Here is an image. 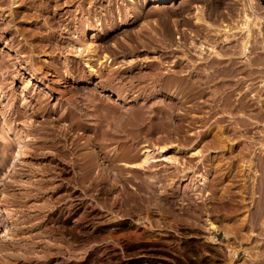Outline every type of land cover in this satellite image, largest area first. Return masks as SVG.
Returning <instances> with one entry per match:
<instances>
[{
  "label": "rangeland",
  "instance_id": "rangeland-1",
  "mask_svg": "<svg viewBox=\"0 0 264 264\" xmlns=\"http://www.w3.org/2000/svg\"><path fill=\"white\" fill-rule=\"evenodd\" d=\"M19 1L12 7L13 0H0V31L18 13L10 23L13 33L21 27L34 34L32 44L43 41L42 51L33 53L41 70L20 68L0 81V139L10 128L11 141L17 136L23 140L29 128L28 137L37 131V140L57 136L60 141L58 150L48 143L43 155L29 159L36 172L30 174L31 181L16 177L18 193L28 187L34 193L42 178H51L44 194L22 205L0 200V264H264V0H168L155 7L151 0H134L137 14L122 18L128 24L119 26L106 13L104 29L96 31L86 28L87 12L81 9L91 13L111 3L123 6V0ZM124 4L132 10L131 1ZM224 24L234 30L230 36L223 33ZM245 36L248 53L243 51ZM9 38L0 39L1 55L17 48L8 44ZM72 40L77 46L69 48ZM199 42L206 44L201 59L195 55ZM214 57L222 63L208 69ZM258 57L263 59L259 62ZM211 91L217 96L212 98ZM226 93L229 98H224ZM33 98L47 112L35 115ZM17 107L27 110L26 117L15 119L12 110ZM76 117L89 131L68 129ZM74 139L81 144L73 147ZM144 145L152 155L134 168L130 163L143 158ZM160 146L164 151L158 152ZM67 148L76 150L62 153ZM92 149L97 155L90 160ZM161 153L171 157L164 159ZM81 162L96 164L91 165L93 179L84 177ZM204 167L210 173L206 189H191L194 171ZM184 170L188 178L182 181ZM3 218L11 222L9 231ZM7 233L13 239L4 240ZM229 250L236 252L232 261Z\"/></svg>",
  "mask_w": 264,
  "mask_h": 264
},
{
  "label": "bare ground",
  "instance_id": "bare-ground-1",
  "mask_svg": "<svg viewBox=\"0 0 264 264\" xmlns=\"http://www.w3.org/2000/svg\"><path fill=\"white\" fill-rule=\"evenodd\" d=\"M110 1V0H109ZM124 1L125 2H127V1H131V6L133 7L132 8V10L131 9H129V6H128V8H126V4H124ZM168 0H151V5L152 6H157V5H159V4H162V3H165V2H167ZM18 2H20L19 0H18ZM18 2H17V0H13V6L12 7H18ZM37 2V1H36ZM121 2H123V6H120V5H117V6H111V4L109 5V7H108V9H104L103 7H97L95 10L93 9V12H91L90 13V11H86L84 8L83 9H81V11H84V13H86L87 14V17H85V22L87 23L86 24V28H88L89 29V31H96V30H101V29H104V27H103V25H106V13H107V15H109V17H116L117 18V21H118V25L119 26H122V25H125V24H128L129 23V21L128 20H130V19H133L134 18V16L137 14V12L135 11V2H134V0H123V1H121ZM21 3V2H20ZM114 3V2H113ZM137 4V3H136ZM122 5V4H121ZM125 5V6H124ZM10 6V5H9ZM20 6V5H19ZM99 6H101V5H99ZM131 8V7H130ZM16 9V8H15ZM19 10V9H18ZM92 10V9H91ZM137 10V9H136ZM138 11V10H137ZM12 12H14V11H12ZM19 12V11H18ZM21 12V11H20ZM139 12V11H138ZM88 13H89V15H88ZM18 13H16V14H14V16H13V18L10 20H8V22L6 23V25H7V27L6 28H4L2 31H0V39H3V37L4 36H6V35H10V40H8L9 42H8V44H12L11 45V47L13 46V44L14 45H17V48L15 49V48H11V49H14V51L12 50L9 54H6V55H1L0 54V81L1 82H4L6 79H8V78H12L11 77V75L14 73L15 75L17 74V72H16V70H20V68H24L25 70H29V71H40L41 70V67L40 66H37L36 65V57L34 58V55H33V53H39L40 51H42L41 49H42V47H44V44H43V41H40V39L38 40L39 42L35 45V44H32L31 42H32V39H30V37H32L34 34H32V35H30V33H27V31H25L23 28H19V29H17V26H16V30L14 29V33H16L18 36H21V38L19 39V38H17V36H15V34L13 33V26L11 25V24H13V22L16 20V19H18L19 17H18V15H17ZM22 14V13H21ZM13 15V14H12ZM23 15V14H22ZM140 15V14H139ZM197 15V14H196ZM124 16H125V18H127L128 20H126V21H122V18H124ZM11 17V16H10ZM18 17V18H17ZM113 17V18H114ZM138 17V16H137ZM92 18H96V21H95V23H93V24H91L92 22L91 21H94V20H92ZM112 18V19H113ZM24 19V18H23ZM104 21V23L102 22V20ZM246 19L247 20H249V18H247V16L245 17V21H246ZM99 20H101V21H99ZM115 20V19H114ZM196 20H200L199 19V16L198 17H196ZM201 21V20H200ZM196 22V21H195ZM243 22H244V20H243ZM11 23V24H10ZM16 23H18V21L17 22H15V25H16ZM245 23V22H244ZM10 24V25H9ZM228 24V23H227ZM240 24V23H239ZM245 24H247V23H245ZM223 25V24H222ZM232 25V24H231ZM248 25V24H247ZM1 26V25H0ZM84 26V25H83ZM221 26V25H220ZM244 26V25H243ZM81 27V26H80ZM239 27V26H238ZM110 28H111V25H110ZM215 28V27H214ZM217 28H219V27H217ZM237 28V27H236ZM241 28V27H240ZM243 28V27H242ZM246 28V27H245ZM213 29V28H212ZM221 29V28H220ZM239 29V28H238ZM237 29V30H238ZM248 29V32H249V27L247 28ZM251 29V28H250ZM222 30H223V33L225 32V34H229V32L231 33V30H233V29H231L230 30V28L227 26V25H225L224 24V27L222 28ZM230 30V31H229ZM242 30V29H241ZM244 30V29H243ZM234 31V30H233ZM248 32L247 33H245V34H248ZM101 33V32H100ZM218 33H219V31H218ZM14 34V36H12ZM217 34V33H216ZM219 35V34H218ZM225 35L223 38V40H224V42H225V40H226V42H227V38H228V36H230V35ZM251 35V34H250ZM105 36V35H104ZM104 36L103 37H101L100 38V40H102V41H104L105 40V38H104ZM235 36V35H234ZM248 36H249V34H248ZM247 36V37H248ZM252 36V35H251ZM250 36V37H251ZM211 37V36H210ZM209 36H208V38H210ZM215 37V36H214ZM33 38V37H32ZM56 38V37H55ZM230 38H232V37H230ZM245 38H246V36H245ZM245 38H243L244 40H246L245 42L242 40V42H244L243 43V48H244V50L243 49H241V50H243L244 52H246L247 51V53H248V46H247V43L249 44V42H247V38L245 39ZM60 39V38H59ZM212 39V38H211ZM53 40V39H52ZM208 40V39H207ZM215 40H217V39H215ZM35 41V40H34ZM49 41V40H48ZM69 41V40H68ZM209 41V40H208ZM207 41V42H208ZM228 41H229V39H228ZM231 41H232V39H231ZM252 41V40H251ZM56 42V41H55ZM58 42V41H57ZM212 42H213V40H212ZM221 42V41H220ZM219 42V43H220ZM242 42H241V44H242ZM51 43V42H50ZM83 43H85V42H83ZM115 43V42H114ZM193 43V42H192ZM217 43V42H216ZM229 43V42H228ZM51 44H53V43H51ZM193 44H195V43H193ZM231 44V43H230ZM239 44V43H238ZM237 44V45H238ZM56 45V44H55ZM85 45V44H84ZM115 45V44H114ZM113 45V46H114ZM217 45V44H216ZM221 45H222V43H221ZM264 45V44H263ZM30 46H32V47H30ZM67 46H69V48H73L74 46H75V43L73 42V40L72 41H70L69 43H67ZM77 46V45H76ZM75 46V47H76ZM205 46H206V44L205 45H203L201 42H199L197 45H195V47H196V54L195 55H197V57L199 58V59H201L202 58V56H201V54H202V51L205 49ZM223 46H225L224 44H223ZM251 46V45H250ZM16 47V46H15ZM66 47V46H65ZM82 47V46H81ZM115 47V46H114ZM211 47H213V46H211ZM53 48V47H52ZM59 48V47H58ZM78 48V47H77ZM88 48V47H87ZM190 48H192V47H190ZM214 48V47H213ZM250 48V47H249ZM57 49V48H56ZM67 49V48H66ZM82 49H84V47L82 48ZM211 50H212V48H210ZM230 49V48H229ZM206 50V49H205ZM234 50H236V49H234ZM73 51V50H72ZM71 51V52H72ZM74 51H75V49H74ZM213 51V50H212ZM233 51V50H232ZM242 51V52H243ZM70 52V51H69ZM205 51H203V53H204ZM207 52V51H206ZM224 52V51H223ZM222 52V53H223ZM236 52V51H235ZM239 52H240V49H239ZM214 53L217 55V56H219V52H217V50H215L214 51ZM259 53V52H258ZM212 54V53H211ZM231 54V53H230ZM233 54H235V53H233ZM247 56L249 55V54H246ZM215 56V55H214ZM222 56V55H221ZM194 57V56H193ZM223 58H224V56H222ZM230 57V56H229ZM248 57H250V56H248ZM254 57V56H253ZM260 57V56H259ZM259 57H258V59L257 60H259ZM109 58V57H108ZM195 58H196V56H195ZM215 58V59H214ZM212 60H213V64L212 65H210L209 64V68L208 67H206V68H208V69H210V68H212V66L214 65H216L218 62L220 63L221 61H218L217 59L218 58H216V57H214ZM232 58V57H231ZM246 58V57H245ZM55 59V58H54ZM158 59V58H157ZM190 58H188V60H189ZM249 59V58H248ZM247 59V61H249ZM262 59H263V57H262ZM262 59H260V60H262ZM57 60V59H56ZM129 60V59H128ZM132 60V59H131ZM185 60V59H184ZM204 60H206V59H204ZM212 60H210V61H212ZM220 60V59H219ZM226 60V59H225ZM260 60H259V62H260ZM110 61H112V60H110ZM130 61V60H129ZM133 61V60H132ZM197 61V60H196ZM234 61H236L235 59H234ZM160 62V61H159ZM188 62V61H187ZM202 62V61H201ZM228 62V61H227ZM251 61H249V62H247V64H246V66L248 65V64H251L252 65V62L250 63ZM262 62V61H261ZM52 63V62H51ZM192 63H194L193 61H192ZM222 63V62H221ZM231 63V62H230ZM229 63V64H230ZM246 63V62H245ZM258 63V62H257ZM26 64V65H25ZM232 64V63H231ZM230 64V65H231ZM261 64V63H260ZM43 65V64H42ZM41 65V66H42ZM199 65V64H198ZM221 65V64H220ZM251 65H248V67L249 66H251ZM254 65V64H253ZM54 66V65H53ZM193 66V65H192ZM234 66V65H233ZM246 66H245V68H246ZM260 66V65H259ZM48 68V65H45V68ZM196 67V66H195ZM205 67V66H204ZM215 67H217V66H215ZM214 67V68H215ZM237 67V66H236ZM243 67V66H242ZM254 67V66H253ZM74 68V67H73ZM77 68V67H76ZM232 68V67H231ZM244 68V69H245ZM259 68V67H258ZM262 68V67H261ZM198 69V67L196 68V70ZM215 69H217V68H215ZM228 69H229V67H228ZM233 69V68H232ZM253 69V68H252ZM44 70V69H43ZM74 71H75V69H73ZM207 70V69H206ZM213 70V69H212ZM220 70V69H219ZM236 70H237V68H236ZM240 70V69H239ZM248 70V69H247ZM259 70V69H258ZM115 71V70H114ZM209 73H211V74H209L208 72V75L209 76H211L213 73H212V71L210 72L209 70H207ZM262 71V70H261ZM190 72V71H189ZM201 72V71H200ZM228 72V71H227ZM229 72H230V70H229ZM235 72H237V71H234V73ZM244 72H245V70H244ZM243 72V73H244ZM248 72H250L249 70H248ZM247 72V73H248ZM79 73V72H78ZM112 73H114V72H112ZM111 73V74H112ZM153 73V72H152ZM155 73V72H154ZM187 73V72H186ZM116 74V73H115ZM157 74H159L158 72H157ZM189 74V73H188ZM192 74V73H191ZM199 74V73H198ZM227 74V73H226ZM238 74V73H237ZM253 74V73H252ZM252 74H250V75H252ZM161 75V74H160ZM217 75V74H216ZM225 75V74H224ZM109 76V75H108ZM151 76V75H150ZM155 76V75H154ZM199 76H200V74H199ZM205 76H206V73H205ZM227 76V75H226ZM14 77V76H13ZM171 77V76H170ZM187 77V76H186ZM196 77V76H195ZM198 77V76H197ZM217 77V76H216ZM216 77H214L215 79H216ZM221 77V76H220ZM224 77V76H223ZM232 77V79H233V75L231 76ZM249 77V76H248ZM251 77V76H250ZM249 77V78H250ZM109 78H112V75H110L109 76ZM114 78V77H113ZM112 78V79H113ZM225 78V77H224ZM228 78H230L229 76H228ZM246 78V77H245ZM153 79V78H152ZM156 79V78H155ZM169 79V78H168ZM176 79H177V77H176ZM182 79V78H181ZM209 79V81H210V78L209 77H207V79L206 80H208ZM219 79V78H218ZM226 79V78H225ZM235 79V78H234ZM108 80V79H107ZM110 80V79H109ZM164 80V81H163ZM162 81L163 82H165V79H163ZM211 80H213V77L211 76ZM236 80H239V79H236ZM153 81V80H152ZM156 81H158V79L156 80ZM160 81V80H159ZM166 81H169L170 83H172V84H175L174 83V78H173V80L171 79H169V80H166ZM181 81V80H180ZM183 81V80H182ZM214 81V80H213ZM241 81V80H240ZM106 82V81H105ZM111 82V81H110ZM169 82H167V83H169ZM176 82V84H178L179 82H177V81H175ZM201 82V81H200ZM208 82V81H207ZM206 82V83H207ZM211 82V81H210ZM219 82V81H218ZM238 82V81H237ZM162 83V82H161ZM188 83V82H187ZM205 83V84H206ZM235 83V82H234ZM239 83H242V82H239ZM166 84V83H165ZM164 84V85H165ZM183 84V83H182ZM182 84H180V86L182 85ZM211 84V83H210ZM215 83H212V85H214ZM264 84V83H263ZM153 85V84H152ZM160 85V84H159ZM186 85V84H185ZM224 85V84H223ZM226 85V84H225ZM235 85H236V83H235ZM249 85V84H248ZM262 85V84H261ZM154 86V85H153ZM163 86V85H162ZM166 86H168V85H166ZM175 86V85H174ZM173 85L172 86H170V88H173L174 87ZM194 86V88H195V86L196 85H192V87ZM221 86V85H220ZM251 86V85H250ZM159 87V86H158ZM177 87V86H176ZM201 87V86H200ZM203 87V86H202ZM209 87V86H208ZM211 87V86H210ZM238 87V86H237ZM165 88V87H164ZM175 88V87H174ZM205 88V87H204ZM203 88V89H204ZM220 88V87H219ZM248 88H250V87H248ZM248 88H246V89H248ZM161 89V88H160ZM166 89V88H165ZM190 88H188V91H189V93H191L190 92V90H193V88L192 89H190ZM196 89V88H195ZM200 89V88H199ZM198 89V90H199ZM208 89V88H207ZM213 89H215V91L217 92V93H219L220 92V90H222V89H220V90H216V88H213ZM218 89V88H217ZM224 89V88H223ZM230 89H232V88H230ZM169 90V89H168ZM171 90V89H170ZM173 90V89H172ZM227 90V89H226ZM234 90H235V88H234ZM175 91V90H174ZM187 91V92H188ZM195 91V90H194ZM219 91V92H218ZM232 91V90H231ZM247 91V90H246ZM151 92V91H150ZM185 92V91H184ZM199 92H200V90H199ZM203 92V91H202ZM212 92V91H211ZM229 92V91H228ZM227 92V93H228ZM248 92V91H247ZM153 93V92H152ZM193 93V92H192ZM201 93V92H200ZM217 93H214V92H212V98H213V96H215ZM225 94L224 96V98H226V97H228L229 98V96L231 95H229V96H227L228 94ZM166 94V93H165ZM202 94V93H201ZM204 94V93H203ZM202 94V95H203ZM223 94V93H222ZM38 95V94H37ZM36 95V96H37ZM192 95H194V94H192ZM196 95V94H195ZM200 95V94H199ZM209 95V94H208ZM211 95V94H210ZM221 95V94H220ZM40 96V95H39ZM117 96V95H116ZM173 96V95H172ZM182 96V95H181ZM191 96V95H190ZM217 96V95H216ZM241 96H243V95H241ZM179 97V96H178ZM218 97H219V94H218ZM217 97V98H218ZM238 97H240V96H238ZM37 98H39V97H37ZM125 98V97H124ZM221 98V97H220ZM227 98V99H228ZM245 98V97H244ZM117 99L118 100H122L123 99V96L122 95H120V94H118V96H117ZM197 99V98H196ZM215 99H216V97H215ZM226 99V100H227ZM231 99V98H230ZM242 99H243V97H242ZM241 99V100H242ZM247 99V98H246ZM260 99V98H259ZM225 100V99H224ZM229 100V99H228ZM245 100V99H244ZM35 103H34V102ZM33 113H35V115H39V114H43V112L46 110L44 107V109H41L40 108V104H39V102H38V100H35L34 98H33ZM193 101V100H192ZM231 101V100H230ZM249 101V100H248ZM259 101V100H258ZM70 102V101H69ZM198 102V101H197ZM216 102V101H215ZM220 102V101H219ZM228 102V101H227ZM239 102H240V100H239ZM242 102V101H241ZM241 102H240V104H241ZM223 103V102H222ZM244 103V102H243ZM241 104L242 106L243 105H245V103L244 104ZM40 106H39V105ZM72 104V103H71ZM197 104H199V103H197ZM229 104V103H228ZM231 105H232V103H230ZM252 104V103H251ZM29 105H31L32 106V104H30L29 103ZM217 105V104H216ZM219 105V104H218ZM225 105V104H224ZM250 105V104H249ZM76 106V105H75ZM201 106V105H200ZM237 106H239V105H237ZM264 106V105H263ZM23 107V106H22ZM19 108V107H17V108H14L13 110H12V113H14L15 115V119L16 120H19V119H21V118H23V117H26V113H27V110L26 109H24V108ZM97 107V106H96ZM197 107V106H196ZM228 107V106H227ZM230 107V106H229ZM30 108V107H29ZM78 107H76V109H77ZM163 108V107H162ZM235 108V107H234ZM79 109V108H78ZM229 109V108H228ZM233 109V108H232ZM232 109H229V110H227V112L228 111H230L231 112V110ZM237 109V108H236ZM248 109H250V108H248ZM22 110H24V111H22ZM49 110H50V108H49ZM75 110V109H74ZM238 110V109H237ZM241 110V109H240ZM245 110V109H244ZM243 110V111H244ZM251 110V109H250ZM31 111V110H30ZM56 111V110H55ZM78 111H80V110H78ZM82 111V110H81ZM174 111V110H173ZM45 112H47V110L45 111ZM74 112V111H73ZM186 112V111H185ZM240 112V111H239ZM238 112V113H239ZM245 112V111H244ZM247 112V111H246ZM70 113V112H69ZM132 113V112H131ZM173 113V112H172ZM187 113H189V112H187ZM248 113V112H247ZM260 113V112H259ZM28 114V113H27ZM46 114H48V113H46ZM73 114V113H72ZM85 114V112L84 113H82V115H84ZM134 114V113H133ZM160 114V113H159ZM232 114V113H231ZM87 115V114H86ZM186 115V114H185ZM226 115V114H225ZM230 115V114H229ZM250 115V114H249ZM47 116V115H46ZM64 116V115H63ZM77 116H79V115H77ZM81 116V115H80ZM88 116V115H87ZM180 116H181V114H180ZM189 116V115H188ZM29 117V116H28ZM31 117H33V116H31ZM44 117V116H43ZM61 117V116H60ZM84 117V116H83ZM154 117V116H153ZM197 117H198V115H197ZM223 117V116H222ZM46 118V117H45ZM62 118V117H61ZM66 118H68V117H66ZM73 118V117H72ZM77 119L76 120H74L73 121V119H71V121L69 122V125H70V127H68V129L69 128H73L74 130H75V128H81V129H83V131H86V130H88L89 131V129H88V127H89V125H88V127L86 126V124L83 126L81 123V119H79L78 120V117H76ZM84 118H86V116L84 117ZM83 118V119H84ZM49 119V118H48ZM173 119V118H172ZM193 119V118H192ZM24 120H26V119H24ZM50 120V119H49ZM52 120V119H51ZM50 120V121H51ZM21 121V120H20ZM36 121V120H35ZM40 122L42 121H45V120H39ZM170 121V120H169ZM187 121V120H186ZM39 122V123H40ZM37 123H38V121H37ZM38 123V124H39ZM45 123H48V121L46 122L45 121ZM167 123V122H166ZM41 124V123H40ZM48 124H50V123H48ZM44 125V124H43ZM52 125V124H51ZM68 125V126H69ZM171 125H172V123H171ZM177 125V124H176ZM42 126V125H41ZM47 127V126H46ZM46 127H44V128H46ZM67 127V126H66ZM86 127V128H85ZM172 127V126H171ZM218 127V126H217ZM220 127V126H219ZM39 128H41V127H39ZM43 128V129H44ZM59 128V127H58ZM62 128V127H61ZM176 128V127H175ZM174 128V129H175ZM174 129H172V130H174ZM182 129V128H181ZM221 129V128H220ZM32 131V129H29L28 128V130H27V133H25L24 135H23V140H22V137H20V136H17V137H19L18 139L16 138V136H15V138L17 139H14V140H16V141H11L8 137H7V135H9L8 133H13V132H9L10 131V128H7V133H6V135H4L3 137L1 136V139H0V176L2 177L3 176V183H2V187L0 188V200L1 201H5V203L6 202H17V203H20L21 205L22 204H25V202L27 201V200H29V199H31V198H39V195L42 193V194H44L43 192V189H44V187L46 186V184L49 182V180L51 179V178H49V180L48 179H46V177L45 178H42L39 182L41 183V184H39L38 185V187H36L35 189H34V193H32V190H30L29 189V187L27 186V185H25V186H27L28 188H26V189H24L25 191L24 192H22V193H18V192H15V187H20L19 186V184H21V183H19L20 181L18 180V179H16V177H19V179H20V177H25L26 179H27V183L29 182V181H31V178H29L30 177V174H34V167L32 166V165H34V164H31L30 163V161H29V159L31 160H33V157L34 156H37V155H39L40 153H42V155L44 154L42 151L44 150V148L43 147H45V144L47 145L48 143L49 144H51V146H55V148L57 147H59V146H57V144H58V142L60 141L58 138H56V137H52V138H50V140H46L45 139V137H44V139L42 138V139H39V140H37L38 138H40V137H35V134H37V136H39L38 134H39V132H37V131H35L34 132V134H33V136L32 137H28V136H30V134L29 133H31V131ZM35 130V129H34ZM36 130H39V129H36ZM42 130V129H41ZM70 130V129H69ZM217 130H218V128H217ZM30 131V132H29ZM58 131V130H57ZM60 131V130H59ZM58 131V132H59ZM64 131V130H63ZM170 131V130H169ZM176 131V130H175ZM179 131V130H178ZM26 132V131H25ZM56 132V131H55ZM62 132V131H61ZM60 132V133H61ZM33 133V132H32ZM48 133H50V134H48V135H52V133H53V131L52 132H48ZM87 133V132H86ZM104 133V132H103ZM175 133V132H174ZM219 133H220V131H219ZM47 134V133H46ZM45 134V135H46ZM57 134V133H56ZM59 134V133H58ZM67 134V133H66ZM81 134V133H80ZM18 135V134H17ZM83 135V134H82ZM85 135V134H84ZM102 135V134H101ZM105 135V134H104ZM54 136V135H53ZM65 135H63V133H62V137H64ZM68 136V135H67ZM217 136H219L220 138H221V136L220 135H217ZM28 137V138H27ZM43 137V136H42ZM58 137H60V136H58ZM104 137H106V136H104ZM66 138V137H65ZM64 138V139H65ZM76 138V137H75ZM223 138V137H222ZM33 139H35L36 141H34ZM71 139V138H70ZM80 139V138H79ZM105 139V138H104ZM62 140V139H61ZM75 140V139H74ZM86 140H88V138L86 139ZM65 141V140H64ZM67 141V140H66ZM77 140H75V143H74V146L73 147H77L78 146V143L79 144H81L80 143V140H78L79 142H76ZM71 142H73L72 140H71ZM71 142H69V143H71ZM100 142V141H99ZM105 142V141H104ZM84 143V142H83ZM85 144V143H84ZM86 144H87V142H86ZM100 144V143H99ZM103 144V143H102ZM106 144V143H105ZM69 145V144H68ZM100 146V145H99ZM16 147H17V149H16ZM49 147V146H48ZM83 146H81V148H82ZM89 147V146H88ZM101 147V146H100ZM144 148H143V152H142V154H143V158H141V160L139 161V162H134V164L133 163H130V164H132L131 166H133L134 168H136V167H139V166H141L142 167V165H145L146 163H148V161H149V159H150V156L152 155V149L151 148H149V146H147V145H144L143 146ZM51 147H49L48 149H50ZM56 148V149H57ZM61 148V147H60ZM64 148V147H63ZM72 148V147H71ZM71 148H67V149H64L63 150V152L62 153H67L66 155H68V154H70V153H72V151L74 150V149H71ZM86 148V147H85ZM161 150L160 151H158V152H162V151H164V149H165V146H160L159 147ZM62 149V148H61ZM78 150H79V147L77 148ZM176 150H178L177 148H175ZM262 149H264V148H262ZM16 150V151H15ZM58 150V149H57ZM76 150V149H75ZM75 150L73 151V152H75ZM103 150V149H102ZM59 151H61V150H59ZM58 151V152H59ZM88 151V150H87ZM92 151V152H91ZM89 153H90V155H89V153H87V156L89 155V157L88 158H90V160L91 159H94V158H96V155H97V152H95L93 149L91 150ZM100 151V150H99ZM179 151V150H178ZM190 151V150H189ZM188 151V152H189ZM191 151H193V150H191ZM190 151V154L189 155H191V154H195V152H191ZM45 152V151H44ZM48 153H49V151H47ZM53 152V151H52ZM77 152V151H76ZM78 152H81V151H78ZM51 153V152H50ZM95 153V154H94ZM197 153V152H196ZM55 154V153H54ZM57 155L58 154H60V153H56ZM79 154H81V153H79ZM53 155V154H52ZM56 155V156H57ZM65 154H63V156H64ZM71 155V154H70ZM81 155H83V154H81ZM80 155V156H81ZM85 155H86V153H85ZM95 155V156H94ZM55 156V155H54ZM84 156V155H83ZM160 156H162L164 159H168L169 160V157H171V156H166V155H164L163 153H161L160 154ZM38 157V156H37ZM46 157V156H45ZM52 157V156H51ZM263 157V156H262ZM26 158H28L27 160H26ZM59 158V157H58ZM63 158V157H62ZM68 158V157H67ZM78 158H80V157H78ZM52 159V158H51ZM61 159V158H60ZM60 159H59V161H60ZM82 159V158H81ZM170 159H172L173 160V162H176L177 161V159H173V158H170ZM258 159H260V157L258 158ZM53 160V159H52ZM52 160H51V162H52ZM62 160V159H61ZM67 160V159H66ZM69 160V159H68ZM73 160V159H72ZM76 160V159H75ZM80 160V159H79ZM86 160H87V162H88V160L89 159H85V160H80V161H83V162H86ZM111 160H112V158H111ZM174 160H176V161H174ZM261 160H263L262 158H261ZM260 160V161H261ZM49 161V160H48ZM33 162V161H32ZM35 162V161H34ZM68 162V161H67ZM93 162H94V160H93ZM122 162V161H121ZM37 163V162H36ZM75 163V162H74ZM78 163V162H77ZM95 163V162H94ZM94 163L92 164H90V162L89 163H82L81 162V164H85V166H86V169L85 168H83V167H80V168H82V170H81V172L82 171H84V177H91V175L93 174V173H91V165L93 166V167H95L96 166V164H95V166H94ZM80 164V166H82ZM105 164V163H104ZM260 165L262 164V162L261 163H259ZM36 165V164H35ZM41 166H43V165H41ZM75 166V165H74ZM73 166V167H74ZM117 166H118V164H117ZM35 167H37V166H35ZM50 167V166H49ZM76 167V166H75ZM92 167V168H93ZM121 167V166H120ZM140 167V168H141ZM41 168V167H40ZM44 168V167H43ZM43 168H41V169H43ZM51 168V167H50ZM71 168V167H70ZM188 168V167H187ZM194 168V167H193ZM196 168V167H195ZM83 169H85V170H83ZM119 169V168H118ZM122 169V168H121ZM40 170V169H39ZM77 170V169H76ZM91 170V171H90ZM120 170V169H119ZM34 171V172H33ZM38 171V170H37ZM185 171V170H184ZM192 171V170H191ZM77 172V171H76ZM189 172H190V170H189ZM36 173V172H35ZM90 173H91V175H90ZM191 173V172H190ZM190 173H189V175H190ZM6 174V175H5ZM46 173L44 172V175H45ZM82 174V173H81ZM209 174L210 173H208V168L207 167H204L202 170L200 169V170H196V171H194V178H193V182H192V187H191V189H197V188H199V190L201 191V190H203L204 191V188H205V186L207 185V182H208V179H209ZM80 175V174H79ZM83 175V174H82ZM81 175V176H82ZM94 175V174H93ZM92 175V176H93ZM102 175V174H101ZM182 175V178H181V180L183 181V180H186L188 177H187V172L185 171L184 172V174H181ZM42 176H43V174H42ZM105 176V175H104ZM80 177V176H79ZM83 177V178H84ZM181 177V176H180ZM82 178V179H83ZM92 179H93V177H91ZM104 178V177H103ZM126 178V177H125ZM81 179V180H82ZM95 179V178H94ZM105 179V178H104ZM79 180H80V178H79ZM87 180V179H86ZM88 180H89V178H88ZM101 180V179H100ZM50 181H52V179L50 180ZM54 181V180H53ZM82 181H85V179L84 180H82ZM188 181H190V180H188ZM81 182V181H80ZM90 182V181H89ZM45 184V185H44ZM48 184H50V183H48ZM190 184V183H189ZM187 185V184H186ZM24 186V185H23ZM50 186V185H49ZM56 187V186H55ZM188 187V186H187ZM53 188H54V186H53ZM48 189H50V187H48L47 188V190ZM206 189V188H205ZM46 190V191H47ZM52 190H54V189H52ZM195 192V191H194ZM199 192V191H198ZM207 192V191H206ZM200 194V193H199ZM262 205V204H261ZM3 206V205H2ZM5 206V205H4ZM40 206V205H39ZM261 207V206H260ZM29 208V207H28ZM41 208V207H40ZM39 209V208H38ZM259 209V208H258ZM257 209V210H258ZM264 209V208H263ZM260 210V209H259ZM26 211V210H25ZM262 211V210H261ZM258 212V211H257ZM261 214V213H260ZM264 214V213H263ZM30 215V214H29ZM33 216V215H32ZM4 219V218H3ZM9 220V219H8ZM4 223H6V219H4V220H2ZM210 221V220H209ZM2 222V223H3ZM9 223H11V222H7L6 224H4V227H5V229H7L8 227H9ZM264 224V223H263ZM263 224H261V225H263ZM210 227L211 228H214V225L212 224V223H210ZM211 228H209V229H211ZM215 229V228H214ZM8 230V229H7ZM10 230V229H9ZM8 230V231H9ZM11 235V234H10ZM13 235V234H12ZM9 235H8V233L7 234H5L4 235V240L5 239H8L9 237H8ZM12 237V236H11ZM10 237V238H11ZM15 237V236H14ZM9 238V239H10ZM8 239V240H9ZM11 239H13V238H11ZM8 240H6L5 242H6V244H9V242H7ZM3 241V240H2ZM1 241V242H2ZM12 241V240H11ZM4 242V243H5ZM5 244V245H6ZM13 244V243H12ZM46 244V243H45ZM4 245V244H3ZM10 245H11V243H10ZM9 246V245H8ZM7 246V247H8ZM3 247H6V246H3ZM44 247V246H43ZM2 248V246L0 245V249ZM9 248V247H8ZM27 248V247H26ZM48 248V247H47ZM51 249V248H50ZM49 249V250H50ZM226 249V248H225ZM229 249V248H228ZM260 249V248H259ZM3 249H1V251H2ZM237 250V249H236ZM8 251V250H7ZM259 251V250H258ZM257 252V251H256ZM1 253V252H0ZM228 253V252H227ZM226 253V254H227ZM3 254V253H2ZM2 254H0L1 256H2ZM6 254V253H5ZM4 254V255H5ZM236 254V252H235V250H233V251H231V250H229V257L231 258L230 260L232 261V257L234 256ZM257 254V253H256ZM12 255V254H11ZM11 255H10V258H12L11 257ZM0 256V257H1ZM22 256V255H21ZM24 256V255H23ZM227 256V255H226ZM260 256H262V254L260 255ZM264 256V255H263ZM6 257H7V255H6ZM30 257V256H29ZM5 257H3V259H4ZM8 258V257H7ZM15 258V257H14ZM27 258V257H26ZM258 259V258H257ZM0 260H1V258H0ZM256 260V259H255ZM2 261V260H1ZM8 261V260H7ZM4 262H6V261H4ZM2 263H3V261H2ZM5 264V263H4Z\"/></svg>",
  "mask_w": 264,
  "mask_h": 264
}]
</instances>
